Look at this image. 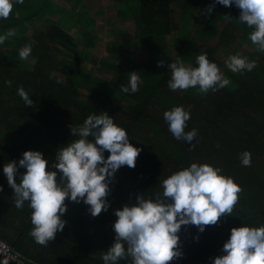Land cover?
<instances>
[{"label": "trees", "instance_id": "trees-1", "mask_svg": "<svg viewBox=\"0 0 264 264\" xmlns=\"http://www.w3.org/2000/svg\"><path fill=\"white\" fill-rule=\"evenodd\" d=\"M12 2L9 18L0 19V35L16 30L0 44V240L27 264H104L101 254L115 236L114 210L133 204L137 194L154 199L162 193L163 179L194 162L220 168L242 191L232 215L221 217L218 224L203 232L194 225L181 227L182 256L170 264H212L232 227L264 225V52L252 44L253 29L239 22L235 5L104 0L92 12L103 15L97 21L88 15V0ZM225 14L232 18L225 20ZM101 25L107 29L104 55L96 49ZM26 45L32 52L22 60L19 50ZM202 53L231 83L205 94L198 88L170 90L167 64L179 56L186 65L197 66ZM235 54L256 61L257 67L231 72L225 61ZM161 60L164 66L157 67ZM132 71L141 77L139 91L124 93L121 85L128 86ZM19 87L29 93L33 107L25 106ZM175 106L190 112L185 131L197 130L191 143L175 139L168 130L163 113ZM100 112L111 116L141 149L136 166H122L114 174L106 197L109 207L97 217L83 201L66 200L63 231L41 246L29 235L33 225L28 202L22 209L15 207L3 166L18 162L25 150H37L51 169L58 148L77 139L71 125ZM244 151L251 153V166L241 164ZM24 171L19 168L17 183Z\"/></svg>", "mask_w": 264, "mask_h": 264}, {"label": "clouds", "instance_id": "clouds-1", "mask_svg": "<svg viewBox=\"0 0 264 264\" xmlns=\"http://www.w3.org/2000/svg\"><path fill=\"white\" fill-rule=\"evenodd\" d=\"M15 2L23 4L24 0ZM215 3L225 7L235 5L240 10L239 22L253 29L249 34L252 44L264 52V0H215ZM213 7L210 5L206 11L212 12ZM12 10V0H0V19H8ZM223 18L232 17L225 14ZM15 35L14 28L8 29L0 35V44ZM31 52V45L24 46L19 50L20 59L27 60ZM225 64L233 73L250 72L257 67L256 61L239 54L230 55ZM196 65H186L179 56L168 63L171 72L168 88L172 91L198 88L205 94L231 83L206 54L196 57ZM163 66V60L157 62V67ZM7 83L10 85L11 81ZM140 84V75L132 71L128 86L121 85V91L135 93ZM17 92L25 106H34L23 87ZM163 118L175 139L191 143L197 136L195 128L185 131L190 112L182 106L166 110ZM71 133L77 139L58 148L51 169L49 161L37 150H25L18 162L9 161L3 166L15 207L22 209L28 202L33 225L29 235L41 246H48L63 231L66 221L61 217L67 211L66 200L83 201L92 217L106 211L114 174L122 166L135 168L141 151L106 112L90 114L81 125H71ZM105 151L109 153L106 158ZM240 161L243 166H251V153L242 152ZM19 168L25 171L17 183ZM161 183L162 193L157 192L154 199L137 194L133 204L126 203L114 210L115 236L111 246L101 254L104 264H118L123 259H130L131 264H170L182 256L178 235L181 227L194 225L203 232L206 226L218 224L221 217L232 215L242 191L232 177L207 163H191ZM212 264H264V225L232 227L222 254L215 256Z\"/></svg>", "mask_w": 264, "mask_h": 264}, {"label": "rangeland", "instance_id": "rangeland-1", "mask_svg": "<svg viewBox=\"0 0 264 264\" xmlns=\"http://www.w3.org/2000/svg\"><path fill=\"white\" fill-rule=\"evenodd\" d=\"M97 0H88V3L90 5V8L88 10V15L90 16L92 14V12L98 8L97 7V2L98 4L100 3H104V0H100V1H97ZM93 15V19L94 20H97L99 21L100 19L103 18V15L101 13H95V14H92ZM98 26V25H97ZM102 28L98 29V34H99V38H100V43L96 46V49L98 51V53L100 55H104L106 53L105 51V43H106V38L105 35H106V32H107V29L104 27V25L102 26ZM170 39V37H169Z\"/></svg>", "mask_w": 264, "mask_h": 264}, {"label": "built area", "instance_id": "built-area-1", "mask_svg": "<svg viewBox=\"0 0 264 264\" xmlns=\"http://www.w3.org/2000/svg\"><path fill=\"white\" fill-rule=\"evenodd\" d=\"M0 257L15 264H27L25 259L11 245L2 240H0Z\"/></svg>", "mask_w": 264, "mask_h": 264}, {"label": "water", "instance_id": "water-1", "mask_svg": "<svg viewBox=\"0 0 264 264\" xmlns=\"http://www.w3.org/2000/svg\"><path fill=\"white\" fill-rule=\"evenodd\" d=\"M0 264H15V263H12L11 261L0 257Z\"/></svg>", "mask_w": 264, "mask_h": 264}]
</instances>
